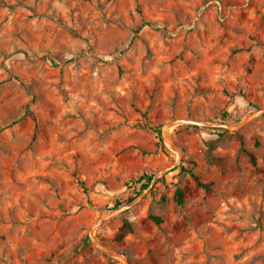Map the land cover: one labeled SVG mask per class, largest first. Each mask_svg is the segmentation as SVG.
Returning a JSON list of instances; mask_svg holds the SVG:
<instances>
[{"label":"rangeland","instance_id":"rangeland-1","mask_svg":"<svg viewBox=\"0 0 264 264\" xmlns=\"http://www.w3.org/2000/svg\"><path fill=\"white\" fill-rule=\"evenodd\" d=\"M0 264H264V0H0Z\"/></svg>","mask_w":264,"mask_h":264},{"label":"trees","instance_id":"trees-1","mask_svg":"<svg viewBox=\"0 0 264 264\" xmlns=\"http://www.w3.org/2000/svg\"><path fill=\"white\" fill-rule=\"evenodd\" d=\"M155 132L158 135V138L160 140V142L163 143V132H162V128L161 126H156L154 127ZM250 159L251 162L256 165V159L253 155H250ZM195 165V164H194ZM182 171L186 172V173H190L191 176L195 179V181L205 189V191H210L211 190V184L207 183V182H203L200 177L198 176L197 173L194 172L193 168L188 169L185 166H182ZM154 176L153 175H148V174H143L138 180L137 182H141V181H146L142 184L143 189H146L147 187H149V184L151 183V181L153 180ZM81 185L85 186L83 181H79ZM175 199L178 202L179 205H184L185 203V198H184V192L182 189L177 188L176 193H175ZM117 205H120V202H117ZM156 222L160 223V218L157 216L153 217ZM133 231V227L130 221L126 220L124 222V225L121 228V231L118 235V239H123L127 233H130Z\"/></svg>","mask_w":264,"mask_h":264}]
</instances>
